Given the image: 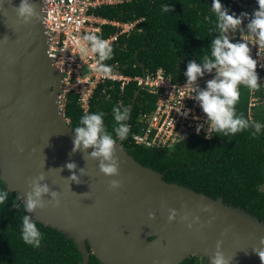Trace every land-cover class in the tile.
Masks as SVG:
<instances>
[{
	"label": "water",
	"instance_id": "1",
	"mask_svg": "<svg viewBox=\"0 0 264 264\" xmlns=\"http://www.w3.org/2000/svg\"><path fill=\"white\" fill-rule=\"evenodd\" d=\"M33 2L39 16L25 23L16 11L20 0H0V178L23 201L30 179L45 174L59 205L44 196L45 206L31 213L34 221L72 239L81 264H89L91 254L103 264H181L191 256L211 264L215 251L229 264H264L253 251L264 247L263 221L222 197L167 182L124 149L126 136L115 146L122 161L115 177L105 176L86 152L72 151L75 133L59 99L63 73L50 56L45 2ZM143 89L129 106L128 127ZM66 162L77 168L67 169ZM72 171L80 182L68 179ZM111 179L121 186L111 188ZM170 210L176 212L173 220Z\"/></svg>",
	"mask_w": 264,
	"mask_h": 264
},
{
	"label": "trees",
	"instance_id": "2",
	"mask_svg": "<svg viewBox=\"0 0 264 264\" xmlns=\"http://www.w3.org/2000/svg\"><path fill=\"white\" fill-rule=\"evenodd\" d=\"M239 1L244 5L257 4V0ZM221 2L230 12L246 11L232 0ZM164 3L173 6L170 12L162 11ZM211 3L212 0H122L92 10L96 16L109 21L141 19L129 36L119 38L113 45L111 58L103 63L111 68L117 63L126 76H142L143 69L153 73L163 68L174 81L186 79L184 71L188 61L209 54L210 41L217 34ZM115 31V27L106 24L99 36L107 38ZM139 88L136 80L124 86L110 80L99 84L87 112L79 103V95L71 91L64 105L65 117L74 128L83 114L103 112L105 125L112 131L113 106L129 109ZM252 97L253 90L241 85L237 113L249 121L264 124V101L251 107ZM155 103V95L146 89L140 92L122 143L124 149L142 165L163 173L167 182L187 186L213 198L222 197L226 204L243 208L264 222V129L256 136L251 134L254 130L251 128L227 136L214 132L210 139L192 135L172 147L137 145L133 137L142 130L139 116L153 110ZM0 189L9 191L1 178ZM14 201L20 206L14 207ZM25 214L20 194L9 191L8 199L0 204V264L82 263V254L75 242L41 222L35 221L43 235L40 246L26 244L20 234ZM89 264L103 263L91 254ZM181 264H206V259L191 256Z\"/></svg>",
	"mask_w": 264,
	"mask_h": 264
},
{
	"label": "clouds",
	"instance_id": "3",
	"mask_svg": "<svg viewBox=\"0 0 264 264\" xmlns=\"http://www.w3.org/2000/svg\"><path fill=\"white\" fill-rule=\"evenodd\" d=\"M258 8L251 14L247 12H230L229 8L224 6L221 0H212L211 11L215 15V29L217 33L210 41L209 54L198 56V59L189 60L184 71L186 77L185 84L181 87L190 97L199 103L203 113L206 114V137H211L210 132L217 134L223 133L227 136L229 133L235 134L246 129H254L252 135L256 136L264 129V124L259 121H249L243 114H238L236 104L240 98V86L243 85L250 90H256L260 87L261 81L256 71L258 60L251 54V39L233 40L229 33H235L241 30L242 22L251 15L244 27L250 37L255 38V46L258 48V54L264 49V0H257ZM172 5L164 3L162 11L170 12ZM17 15L25 23L30 22L32 18L38 17L36 5L33 0H20L17 6ZM209 19V17H205ZM83 41L90 45L92 53L98 55V66L96 70L107 74L111 66L102 63L110 59L113 52L112 46L102 36L95 33H86L82 37ZM195 55V54H194ZM213 74L210 79L205 81V86L201 87L198 79L205 74ZM178 114L185 117L191 112V109L185 107L182 103L175 108ZM128 108L113 106L112 113L115 124L112 131H109L104 121L103 112H89L80 117L79 124L73 128V149L84 151L92 159L99 161V170L108 177L119 175L122 161L116 155L117 139L124 138L129 131ZM193 119H199L193 115ZM204 128L203 123H197V133ZM113 133L115 135H113ZM183 137V136H182ZM184 138V137H183ZM91 148V152L87 149ZM65 167L69 170L77 168L75 162H66ZM81 174L85 173L84 168H80ZM68 179L80 182V177L75 171L71 172ZM30 191L23 196V207L27 214L22 217L20 227L21 238L26 244L33 247H39L43 235L38 228L31 213L36 208L45 206L44 196H49L51 201L59 205L58 191L51 189L46 182L43 172L33 177L29 181ZM109 186L113 189L121 186L119 179H111ZM9 197V191L0 189V204H3ZM14 207H19L15 201ZM151 218L154 214L149 212ZM175 210L169 211V220L175 219ZM260 244L264 245V237L260 238ZM220 242L217 241L216 248L219 249ZM262 261H264V247L254 248ZM211 264H229V260L220 251H215L211 256Z\"/></svg>",
	"mask_w": 264,
	"mask_h": 264
},
{
	"label": "built area",
	"instance_id": "4",
	"mask_svg": "<svg viewBox=\"0 0 264 264\" xmlns=\"http://www.w3.org/2000/svg\"><path fill=\"white\" fill-rule=\"evenodd\" d=\"M121 1L44 0L45 27L50 40V56L63 73V82L59 93L62 108L64 109L67 94L71 91L79 95V103L84 112H87L99 84L110 80L121 82L124 86L128 82L136 80L139 86L143 85L144 89L156 96V103L153 110L140 114L139 122L142 124V130L134 135L135 144L164 148L172 147L192 135H201L210 139L212 136L206 137V114L202 112L199 103L187 97V91L181 88L186 79L174 81L173 77L163 68H159L153 73L146 72L142 76H126L120 72L117 63L113 64L107 74L96 70L98 63H100L98 55L91 52L90 45L82 39L83 35L86 33L100 35L102 27L109 24L115 27L116 31L105 39L113 48L121 36H129L141 21V19L128 22L109 21L92 13V10L103 4H115ZM232 1L245 8V12L249 14L258 8V4L244 5L239 0ZM247 22L248 19H244L241 30L229 33V35L234 41L242 38L252 40L253 43L249 45L251 54L258 60L256 71L261 81H264V49H261L258 54L255 38L250 37L243 27ZM212 75L206 73L204 77L198 79L201 87L205 86V81L210 79ZM258 91L262 92L261 95L257 94ZM260 100L264 101V82L260 83L258 89L253 90L250 106H257ZM181 103L191 109L187 117L178 114L175 110ZM193 115L199 119H193ZM197 123L204 124V128L199 133L196 131ZM213 133L210 132L209 134L213 135Z\"/></svg>",
	"mask_w": 264,
	"mask_h": 264
}]
</instances>
